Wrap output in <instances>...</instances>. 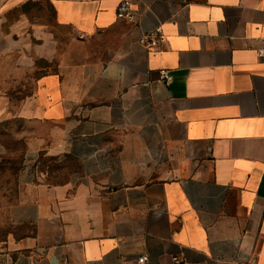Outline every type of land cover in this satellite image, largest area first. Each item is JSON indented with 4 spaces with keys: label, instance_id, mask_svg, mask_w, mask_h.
<instances>
[{
    "label": "crops",
    "instance_id": "0c3cea01",
    "mask_svg": "<svg viewBox=\"0 0 264 264\" xmlns=\"http://www.w3.org/2000/svg\"><path fill=\"white\" fill-rule=\"evenodd\" d=\"M46 1L71 36L30 94L0 92V165L14 121L22 155L0 264H264V0H133V22ZM42 153L76 168L49 184Z\"/></svg>",
    "mask_w": 264,
    "mask_h": 264
},
{
    "label": "rangeland",
    "instance_id": "374dc122",
    "mask_svg": "<svg viewBox=\"0 0 264 264\" xmlns=\"http://www.w3.org/2000/svg\"><path fill=\"white\" fill-rule=\"evenodd\" d=\"M70 36L68 30L55 26L46 0H19L0 5V92L14 99L30 94L37 76L57 69V56L47 59L43 55L51 53L52 47L55 53L66 54ZM15 126L18 122L14 121V126L2 130L3 139L12 152L0 165V196L9 202H13L18 193L16 174L22 158L21 143L10 131ZM46 163L49 167L41 168L45 180L49 176L64 180L70 170L76 168L74 163L65 160Z\"/></svg>",
    "mask_w": 264,
    "mask_h": 264
},
{
    "label": "built area",
    "instance_id": "2783aa9c",
    "mask_svg": "<svg viewBox=\"0 0 264 264\" xmlns=\"http://www.w3.org/2000/svg\"><path fill=\"white\" fill-rule=\"evenodd\" d=\"M116 17L121 20L133 22L135 18V10L133 9V0H119L116 11ZM161 36V28L157 27L154 30L144 33L139 39L138 43L147 48H156L158 46L159 37ZM255 54L258 59L264 61V38L260 40L259 46L257 47ZM163 81L169 82L171 80L170 73L167 69L160 71ZM174 264H182L180 258L176 255L172 257ZM136 264H149L147 256L141 254L137 257Z\"/></svg>",
    "mask_w": 264,
    "mask_h": 264
},
{
    "label": "trees",
    "instance_id": "16d2710c",
    "mask_svg": "<svg viewBox=\"0 0 264 264\" xmlns=\"http://www.w3.org/2000/svg\"><path fill=\"white\" fill-rule=\"evenodd\" d=\"M48 161V163H53V158H49V157H46L43 153L40 155V158H39V163H38V169L40 172L41 171V168L42 167H49V164H47L46 162ZM65 161H68L69 163H73V162H70L69 160H65ZM43 173V172H42ZM61 177H57V176H49V178L46 180L47 183L49 184H58V183H62L64 182L67 178H65L63 180H60Z\"/></svg>",
    "mask_w": 264,
    "mask_h": 264
}]
</instances>
